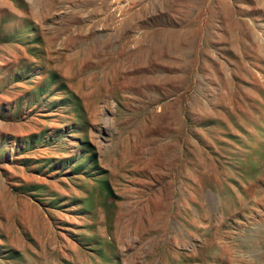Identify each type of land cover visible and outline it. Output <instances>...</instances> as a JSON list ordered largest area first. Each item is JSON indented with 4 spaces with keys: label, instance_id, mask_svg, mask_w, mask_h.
Wrapping results in <instances>:
<instances>
[{
    "label": "rangeland",
    "instance_id": "1",
    "mask_svg": "<svg viewBox=\"0 0 264 264\" xmlns=\"http://www.w3.org/2000/svg\"><path fill=\"white\" fill-rule=\"evenodd\" d=\"M0 264H264V0H0Z\"/></svg>",
    "mask_w": 264,
    "mask_h": 264
}]
</instances>
